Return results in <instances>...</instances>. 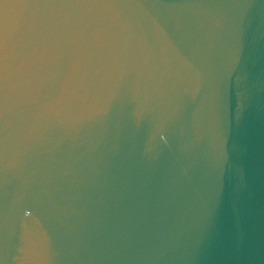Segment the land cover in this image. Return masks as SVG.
<instances>
[{
	"label": "water",
	"instance_id": "obj_1",
	"mask_svg": "<svg viewBox=\"0 0 264 264\" xmlns=\"http://www.w3.org/2000/svg\"><path fill=\"white\" fill-rule=\"evenodd\" d=\"M0 264H264V0H0Z\"/></svg>",
	"mask_w": 264,
	"mask_h": 264
}]
</instances>
